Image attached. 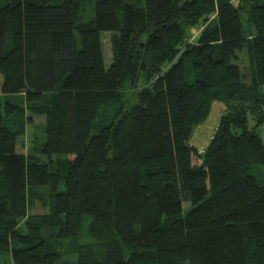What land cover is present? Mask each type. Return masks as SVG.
<instances>
[{
    "label": "trees",
    "instance_id": "16d2710c",
    "mask_svg": "<svg viewBox=\"0 0 264 264\" xmlns=\"http://www.w3.org/2000/svg\"><path fill=\"white\" fill-rule=\"evenodd\" d=\"M2 95L0 259L264 264V0H0Z\"/></svg>",
    "mask_w": 264,
    "mask_h": 264
},
{
    "label": "rangeland",
    "instance_id": "374dc122",
    "mask_svg": "<svg viewBox=\"0 0 264 264\" xmlns=\"http://www.w3.org/2000/svg\"><path fill=\"white\" fill-rule=\"evenodd\" d=\"M237 0H234V3ZM92 12H90L89 9H86L85 18L89 17ZM213 16L209 17V20H211ZM203 27H200L199 29L193 30L191 32V36L188 39L189 43L195 42V40L198 38L200 31ZM110 35L111 33H103L102 39H103V55L105 58V64L109 65L111 63V56H112V49H111V41H110ZM245 57L240 58V62L238 64L240 66H243L245 64ZM1 100L7 101L9 103H12L17 106H21L25 108V116L29 118V122L25 125V135L21 138L22 142L26 145L28 151L32 153L34 148H39V145L43 141L44 137V117L43 116H34L29 108H26V102L23 96L20 95H2ZM222 104L215 102L212 104L210 113L208 118L205 120V122L198 128H196L193 131V134H195V137L193 139V143L196 145H200L201 147L207 146L209 144V141L211 140V136L214 133V130L219 122V119L223 113L221 111ZM252 124V123H251ZM258 133L261 137L262 143L264 144V123L258 128ZM193 136V135H192ZM192 138V137H191ZM41 146V145H40ZM46 159V157L44 158ZM249 174L253 175L258 184L262 185L264 184V167L262 166H253L249 170ZM41 201H34L32 205L28 208V213L30 215L35 214H43L47 213L46 209H43L40 205ZM189 207L188 204H184V208ZM85 229H83V232ZM85 234V233H84ZM83 242H91L90 239H88L84 235ZM2 259H0V264H11L9 256H2ZM64 259H62L61 263H65ZM68 263L75 262V257H72L68 259ZM67 262V261H66Z\"/></svg>",
    "mask_w": 264,
    "mask_h": 264
},
{
    "label": "crops",
    "instance_id": "0c3cea01",
    "mask_svg": "<svg viewBox=\"0 0 264 264\" xmlns=\"http://www.w3.org/2000/svg\"><path fill=\"white\" fill-rule=\"evenodd\" d=\"M224 110V107L222 106L221 111ZM195 137V134H193L192 138L190 139L191 145H193L195 148H197L198 151H203L207 146L201 147L200 145H196L193 143V139ZM212 137V136H211ZM211 139V138H210Z\"/></svg>",
    "mask_w": 264,
    "mask_h": 264
},
{
    "label": "built area",
    "instance_id": "2783aa9c",
    "mask_svg": "<svg viewBox=\"0 0 264 264\" xmlns=\"http://www.w3.org/2000/svg\"><path fill=\"white\" fill-rule=\"evenodd\" d=\"M202 151H199V153H201Z\"/></svg>",
    "mask_w": 264,
    "mask_h": 264
}]
</instances>
